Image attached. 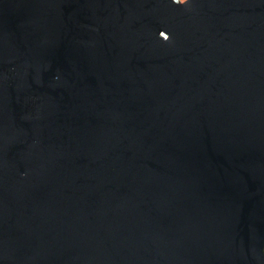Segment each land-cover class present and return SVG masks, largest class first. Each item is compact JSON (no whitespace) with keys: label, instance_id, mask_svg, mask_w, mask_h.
Wrapping results in <instances>:
<instances>
[{"label":"water","instance_id":"95a60500","mask_svg":"<svg viewBox=\"0 0 264 264\" xmlns=\"http://www.w3.org/2000/svg\"><path fill=\"white\" fill-rule=\"evenodd\" d=\"M0 264H264V0H0Z\"/></svg>","mask_w":264,"mask_h":264},{"label":"clouds","instance_id":"9594fccd","mask_svg":"<svg viewBox=\"0 0 264 264\" xmlns=\"http://www.w3.org/2000/svg\"><path fill=\"white\" fill-rule=\"evenodd\" d=\"M173 2H174V3H185L186 0H173ZM161 31L166 32V31H164V30H161ZM161 31H160V32H161ZM160 32H159V33H160ZM168 36H169V35H168ZM169 39H170V36H169ZM169 39H168V40H169ZM168 40H167V41H168Z\"/></svg>","mask_w":264,"mask_h":264}]
</instances>
